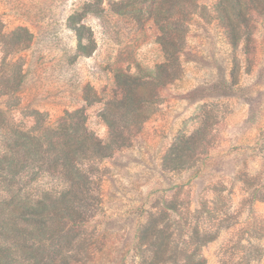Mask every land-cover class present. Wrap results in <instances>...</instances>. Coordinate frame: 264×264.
I'll list each match as a JSON object with an SVG mask.
<instances>
[{"label": "rangeland", "instance_id": "1", "mask_svg": "<svg viewBox=\"0 0 264 264\" xmlns=\"http://www.w3.org/2000/svg\"><path fill=\"white\" fill-rule=\"evenodd\" d=\"M127 2L0 0V73L10 69V60L23 71L13 92L2 97L0 90V109L32 130L62 127L68 114L72 119L82 109L88 129L107 142L105 104L126 76L150 80L166 62L160 39L174 28L183 31L170 25L163 36L148 12H121ZM216 4L198 0L197 13L188 16L176 54L180 71L169 67L160 85L143 84L140 92L154 102L130 145L86 165L92 212L78 232L71 228L75 252L70 245L66 263L77 255L79 264H141L140 230L150 214L171 206L203 211L201 224L215 237L211 242L208 236L202 249L207 264H264V202H255L249 189L264 184V16L246 51L244 43L228 42ZM81 25L95 44L90 56L78 51L74 27ZM191 135L204 155L193 167H164L176 139ZM39 182L57 184L52 177Z\"/></svg>", "mask_w": 264, "mask_h": 264}, {"label": "trees", "instance_id": "2", "mask_svg": "<svg viewBox=\"0 0 264 264\" xmlns=\"http://www.w3.org/2000/svg\"><path fill=\"white\" fill-rule=\"evenodd\" d=\"M198 7V0H128L120 10L148 12L163 36L170 25L181 26L183 31L174 28L170 38L160 39L166 62L149 73L150 80L126 76L115 99L105 104L102 118L110 130L107 142L88 129L82 109L72 113V119L68 114L62 127L53 130H32L0 109V264H21L18 260H25L22 264H68L64 260L69 259L70 245L74 251L70 230L78 232L92 212V205L86 204V198L94 199L86 165L111 157L130 145L144 121L141 119L144 109L154 102V96L146 99L140 89L143 84H151L149 81L160 85L162 74L169 67H178L180 71L176 54L181 52L180 43L186 35L184 24L189 15L197 13ZM214 11L233 47L244 43L246 50L253 45L256 23L264 16V0H217ZM22 31L30 37L27 30ZM74 31L80 55L90 56L95 46L90 32L84 25L75 26ZM8 66L6 73H0L2 97L13 92L23 79V71L16 70L14 61L10 60ZM196 137H178L163 159L164 167L170 170L193 167L204 155L197 149ZM187 146L188 155H183ZM46 177H52L57 184L42 186L39 181ZM249 189L255 202H264L259 198L264 193V184ZM201 214L200 210L187 207L182 212L171 206L163 214H150L136 244L141 264H207L202 249L208 236H212L211 242L215 237L214 231L202 226ZM209 229L213 230V226ZM182 238L187 241L176 243ZM72 260V264L80 263L77 255Z\"/></svg>", "mask_w": 264, "mask_h": 264}]
</instances>
